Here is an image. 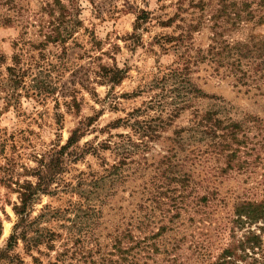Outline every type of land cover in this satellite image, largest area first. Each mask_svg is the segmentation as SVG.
I'll list each match as a JSON object with an SVG mask.
<instances>
[{
	"label": "rangeland",
	"instance_id": "1",
	"mask_svg": "<svg viewBox=\"0 0 264 264\" xmlns=\"http://www.w3.org/2000/svg\"><path fill=\"white\" fill-rule=\"evenodd\" d=\"M59 1L66 10L0 0V250L18 221L17 183L36 182L38 161L79 130L64 172L29 209L51 244L27 251L19 240L15 263L213 264L232 240L236 205L264 199V0H226L241 16L217 22L221 0ZM190 26V38L167 41ZM222 41L242 52L227 56ZM244 45L255 52L238 63ZM104 68L123 79L109 82ZM207 112L243 124L241 170L221 174L205 139L179 136ZM255 257L264 264V236Z\"/></svg>",
	"mask_w": 264,
	"mask_h": 264
},
{
	"label": "trees",
	"instance_id": "2",
	"mask_svg": "<svg viewBox=\"0 0 264 264\" xmlns=\"http://www.w3.org/2000/svg\"><path fill=\"white\" fill-rule=\"evenodd\" d=\"M55 2L59 5V9L62 11L66 10L65 7L59 0H55ZM226 0H221V5L219 10L215 15H212V18L217 22V20L221 19L222 16H232L234 20H237L241 15L240 11H236V4L225 3ZM196 7L201 8L202 10L205 7V4L200 1L195 5ZM235 11V12H234ZM232 14V15H231ZM61 15H64L63 13ZM146 16V17H143ZM148 13L145 11L142 12L139 19H147ZM176 21V17L173 16L169 18L167 21H163L162 24L164 26H171L173 22ZM218 26L217 24H215ZM197 30L196 26H190L187 28L186 36H178V37H167V41H180L183 42L184 39L190 38L192 36V32ZM62 32L59 31L56 38H60ZM48 40L51 37H47ZM221 45V46H220ZM223 47L230 55L232 56L233 52L238 53L237 50L242 52V48L240 44L237 45H225V42L222 41L218 44L217 47ZM264 47V44H261ZM246 56H242L240 58L234 59V61L240 63L242 58H251L253 53L255 52L249 46L244 45ZM259 47V46H258ZM259 50V48L257 49ZM256 50V51H257ZM217 58L222 57V53H213ZM250 54V55H249ZM250 56V57H249ZM232 58V57H231ZM227 58H222L226 60ZM2 59H0L1 62ZM17 60V59H15ZM228 60V59H227ZM233 61V62H234ZM233 64V63H232ZM237 64V63H236ZM104 74V78H108L109 82L119 83L125 74V71L119 70L117 68L111 69L110 71L107 69H102ZM7 72L9 78L12 79L13 86L19 84L22 79L19 76H16L14 73V67H7ZM14 76V78H13ZM2 87H0L1 89ZM197 124L196 127H191L189 129H184L179 132V136L184 132H190L192 134V138H196L195 136L199 135L201 137L200 140L206 141V146L212 150V153H215L217 156L221 157L224 161V167L221 169V174L228 175L229 173L241 170L242 164L239 163L238 156L241 150V147L244 145V139L241 137V134L244 132V126L239 122H229L225 123L222 119L217 117V113L215 112H207L204 115H196ZM140 129L142 130V134L144 136H148L149 129L152 127L146 126V124H139ZM81 135L79 134V130H76L72 133V136L69 138L66 145L60 147L59 149L53 150L48 155H44L38 161V167L32 169L30 171V175L36 179V182H32L29 180L24 181L23 184H18L17 193L19 194L18 200L19 203L15 204L14 211L18 216V221L14 226L13 232L7 240V243L3 249L0 250V261L8 260L10 264H14L18 260L17 256L11 255L12 251L18 244L19 240H22L26 243L27 251H31L33 248L39 247L41 244L48 242L46 239L51 240V236L47 235V233H43L42 231L35 228V224L38 221V218L30 219V206L37 199V196L44 193H50V188L53 184L58 181V178L65 170V161L64 157L66 155V150L71 148L74 144L79 141ZM180 139H182L180 137ZM183 143V140L179 141V144ZM193 161V159H192ZM234 224L232 227V240L227 248L223 250V252L219 255L216 262L213 264H235L238 261L246 264H256L257 259L255 255L257 251L262 249L263 245V236H264V199L260 201H241L235 207L234 211ZM260 223V224H259ZM258 224V225H257ZM253 226L257 225L259 233H256L252 230H248L247 233L240 236L236 231V227H245V226ZM2 231V224L0 222V236ZM29 234H33L29 237ZM46 244H51L48 242ZM48 246V245H46ZM50 246V245H49ZM52 248V247H50ZM251 261L248 262V260ZM21 264V263H15Z\"/></svg>",
	"mask_w": 264,
	"mask_h": 264
}]
</instances>
